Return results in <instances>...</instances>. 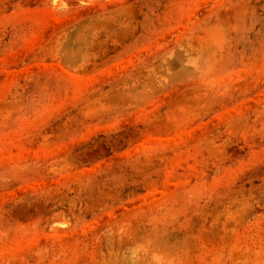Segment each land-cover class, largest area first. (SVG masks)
<instances>
[{
	"label": "rangeland",
	"instance_id": "374dc122",
	"mask_svg": "<svg viewBox=\"0 0 264 264\" xmlns=\"http://www.w3.org/2000/svg\"><path fill=\"white\" fill-rule=\"evenodd\" d=\"M0 264H264V0H0Z\"/></svg>",
	"mask_w": 264,
	"mask_h": 264
},
{
	"label": "bare ground",
	"instance_id": "6f19581e",
	"mask_svg": "<svg viewBox=\"0 0 264 264\" xmlns=\"http://www.w3.org/2000/svg\"><path fill=\"white\" fill-rule=\"evenodd\" d=\"M52 224V223H51ZM50 224V225H51ZM64 228V226L62 225H59V223H53V225L51 226V230H56V231H60Z\"/></svg>",
	"mask_w": 264,
	"mask_h": 264
}]
</instances>
